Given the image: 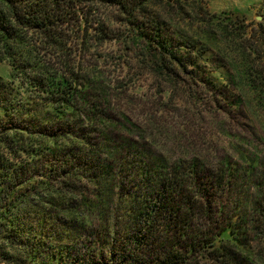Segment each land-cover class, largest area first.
<instances>
[{"label": "trees", "instance_id": "trees-1", "mask_svg": "<svg viewBox=\"0 0 264 264\" xmlns=\"http://www.w3.org/2000/svg\"><path fill=\"white\" fill-rule=\"evenodd\" d=\"M201 1L0 0V264H264V139L230 125L264 113V26ZM107 44L120 89L148 81L123 88L148 117L124 160L98 111ZM161 119L192 125L186 155H157ZM211 123L237 159L204 151Z\"/></svg>", "mask_w": 264, "mask_h": 264}, {"label": "rangeland", "instance_id": "rangeland-1", "mask_svg": "<svg viewBox=\"0 0 264 264\" xmlns=\"http://www.w3.org/2000/svg\"><path fill=\"white\" fill-rule=\"evenodd\" d=\"M191 0H186V6L189 5ZM203 5L209 9L211 12H231V13H241L247 19L249 20V23L251 25V28L257 27V24L261 23L264 26V0H203ZM260 19V20H258ZM105 50L110 52L108 55V62L105 65L103 70L106 75V80L109 82H112L111 89L109 91L113 95L114 98H106L103 95V99L107 100V102L110 100L111 103H103L102 109L99 107V112H103L104 117H102L106 122L107 125L110 126V132H108V138L109 142L105 145V153L106 154H112L113 152L117 154L118 159L124 160L128 156L131 157V154L128 153L124 143L123 138H125V134H129L127 131L130 126L128 123H137V125H143V119L148 117L144 114V109H142V105L138 103L132 108V113L128 112L126 110L128 107H126V99L124 97V87L127 85L131 87V90L129 91V94L132 92H139L142 91L143 88H146L148 81H145L144 77L139 76L138 72L132 73V81L122 84L123 88H119V82L114 79V76L117 75L122 66L124 65V55H122L121 49L115 45V44H107L105 46ZM147 79V78H146ZM106 89L104 90V92ZM123 93H121V92ZM103 93V92H102ZM123 96V97H120ZM133 98V97H131ZM120 100V101H117ZM247 110H246V116L247 118L242 117L241 125L236 124L235 122L230 123L232 127L239 128L238 130L241 131L244 134L248 133H255L257 137L264 139V113L260 110L256 109L255 107H251L250 105L246 104ZM101 109V110H100ZM134 112V113H133ZM146 113V112H145ZM157 118V117H156ZM166 119H161L159 124H156L155 127L151 128L153 138V142H156V146L154 150L156 151L157 155L159 156H167V153L173 152L178 153L179 155H186L189 152V149L185 144L179 143L178 140L184 139L185 137L188 138L186 140L195 142L196 138L193 136L192 138L189 137L190 132L193 133L192 129L189 127L192 125L189 124L187 126V123L185 124L184 121H178V123L175 122L173 119L172 121L166 123L164 122ZM159 121V120H158ZM212 122H215L214 119H212ZM214 124L211 123L208 126V138L209 142L211 143V147H205L204 151H206L211 157H214L215 159L223 158V156H230L234 160L238 158L235 151L231 149V147L227 144L229 141L225 138L224 145H221L220 150L216 151L214 143V139L221 138L219 136L218 132L214 128ZM111 128L113 130H111ZM190 128V130H189ZM233 132H236L237 129H233ZM135 132V130H134ZM133 135V134H131ZM134 136V135H133ZM135 137V140L138 141L139 137ZM201 137V136H200ZM128 138V135L126 136ZM190 138V139H189ZM202 138V137H201ZM186 141V142H189ZM154 144V143H153ZM201 145L204 146V139L201 140ZM264 146V145H261ZM176 148V149H175ZM101 154L100 156L103 159H107L108 157L103 155L101 151H99ZM173 153H171L173 155ZM131 180H134L133 183ZM139 176L125 178L123 182H118L116 184V194L117 196L121 197L122 195H126L130 191H137L141 189L139 186Z\"/></svg>", "mask_w": 264, "mask_h": 264}, {"label": "water", "instance_id": "water-1", "mask_svg": "<svg viewBox=\"0 0 264 264\" xmlns=\"http://www.w3.org/2000/svg\"><path fill=\"white\" fill-rule=\"evenodd\" d=\"M258 20H260V19H258Z\"/></svg>", "mask_w": 264, "mask_h": 264}]
</instances>
